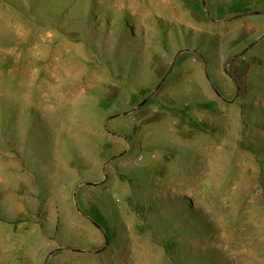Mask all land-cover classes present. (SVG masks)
<instances>
[{
  "label": "rangeland",
  "instance_id": "obj_1",
  "mask_svg": "<svg viewBox=\"0 0 264 264\" xmlns=\"http://www.w3.org/2000/svg\"><path fill=\"white\" fill-rule=\"evenodd\" d=\"M0 264H264V0H0Z\"/></svg>",
  "mask_w": 264,
  "mask_h": 264
},
{
  "label": "bare ground",
  "instance_id": "obj_2",
  "mask_svg": "<svg viewBox=\"0 0 264 264\" xmlns=\"http://www.w3.org/2000/svg\"><path fill=\"white\" fill-rule=\"evenodd\" d=\"M191 2V1H190ZM158 5V4H157ZM157 8L159 7V6H156ZM161 7V6H160ZM164 7V6H163ZM192 7V6H191ZM242 38V37H241ZM51 85V84H50ZM49 85V86H50ZM53 86V85H52ZM49 89H51V88H49ZM48 91V90H47ZM56 91V90H55ZM49 93V92H48ZM54 94V96H55V93H53Z\"/></svg>",
  "mask_w": 264,
  "mask_h": 264
}]
</instances>
